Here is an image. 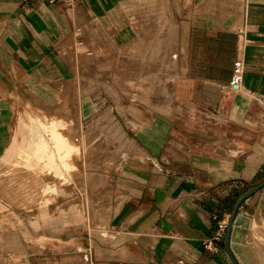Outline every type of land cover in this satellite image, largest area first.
<instances>
[{
  "label": "crops",
  "instance_id": "obj_1",
  "mask_svg": "<svg viewBox=\"0 0 264 264\" xmlns=\"http://www.w3.org/2000/svg\"><path fill=\"white\" fill-rule=\"evenodd\" d=\"M191 1V16L172 34L181 37L170 58L171 68L174 61L177 66L170 76L178 77L171 86L173 107L162 105L164 115L128 106V120L119 117L127 132L118 130V137L132 151L112 175L105 228L66 250L74 255L53 262L48 254L30 252L27 223L0 195V264L73 258L69 264L83 258L87 264H233L225 237L217 254L203 242L217 220L230 222L238 201L264 183V0H77L71 7L0 0V165L27 109L63 116L80 50L96 64L117 51L130 57L163 8L177 21L176 7L183 15ZM236 56L244 63L242 87L227 93ZM79 101L81 117H90L95 101ZM102 119L107 127L114 124L112 115ZM40 193L65 197L61 190ZM75 204L56 216L42 206L38 219L60 233L82 228ZM38 248L46 250L42 242ZM229 248L238 264H264V186L238 208Z\"/></svg>",
  "mask_w": 264,
  "mask_h": 264
},
{
  "label": "rangeland",
  "instance_id": "obj_2",
  "mask_svg": "<svg viewBox=\"0 0 264 264\" xmlns=\"http://www.w3.org/2000/svg\"><path fill=\"white\" fill-rule=\"evenodd\" d=\"M191 3L185 7L183 15L181 8L176 7L177 21L176 18L170 20L168 9L163 8L161 19L165 20L151 22V30L146 32L148 36L142 39L143 43L133 46L136 53L130 57L123 59L122 52L117 51L108 62L96 64L93 57L83 53L86 49L80 50L76 59L77 78L72 82L69 100L61 106L63 116L58 117L52 111L43 113L41 107L34 106L19 118L10 146L13 148L0 165V195L27 223L28 233L33 236L30 239L33 246L28 247L31 253L48 254L57 262L58 256L74 255L66 252L74 244L84 243L89 235L105 228L111 217V211L106 212L109 210L107 202H111L114 195L112 175L117 172L124 153L129 155L132 151L130 144L118 137L119 131L127 132L119 117L128 120V106L164 115L159 109L162 105L173 107V86L167 94L164 92L166 83L177 76H170L171 70L177 67L174 61L171 68L170 58L177 56L181 37L173 35L191 16ZM159 36L163 37L155 38ZM195 45L200 46L201 41L198 39ZM79 98L95 101L90 117H81ZM152 105L157 107L152 108ZM108 114L112 115L114 123L110 127L102 119ZM59 137L64 138L65 147L59 144ZM55 190L64 191L65 197H52L53 193L49 192ZM40 192L49 193L51 197H43ZM74 200L82 228L60 233L43 227L38 219L42 206L56 216L61 210L73 208ZM32 221H36L37 226H33ZM40 242L46 250L38 248ZM52 243L60 245V250L51 246ZM81 248L80 254L86 255L84 247ZM75 259L78 258L61 263L69 264ZM82 264H87L86 258Z\"/></svg>",
  "mask_w": 264,
  "mask_h": 264
},
{
  "label": "built area",
  "instance_id": "obj_3",
  "mask_svg": "<svg viewBox=\"0 0 264 264\" xmlns=\"http://www.w3.org/2000/svg\"><path fill=\"white\" fill-rule=\"evenodd\" d=\"M57 1L61 2L63 5L67 7H71L75 5L77 0H49L50 3H54ZM243 76H244V63L242 57L236 56L232 64V75L226 87V89H228L227 93H237L241 90ZM228 223H229V218L226 219L222 218L220 220H217L216 230L214 231L213 235L209 239L203 242V248L206 251L213 254H217L219 252V248L217 244L223 241Z\"/></svg>",
  "mask_w": 264,
  "mask_h": 264
},
{
  "label": "water",
  "instance_id": "obj_4",
  "mask_svg": "<svg viewBox=\"0 0 264 264\" xmlns=\"http://www.w3.org/2000/svg\"><path fill=\"white\" fill-rule=\"evenodd\" d=\"M263 186H264V183H262L261 185H259L258 187H256L253 191H251L250 193H248L247 195H245L244 197H242L238 201V203L236 204L235 209H234L233 217L230 220V222L228 223L227 232H226V236H225V249L228 252V254H229V256H230L233 264H238L237 261L235 260V258L233 257V255L231 254V251H230V248H229L230 230H231V227H232L233 218H234V216H235L238 208L240 207V205L244 201H246L253 193H255L256 191H258L259 189H261Z\"/></svg>",
  "mask_w": 264,
  "mask_h": 264
},
{
  "label": "bare ground",
  "instance_id": "obj_5",
  "mask_svg": "<svg viewBox=\"0 0 264 264\" xmlns=\"http://www.w3.org/2000/svg\"><path fill=\"white\" fill-rule=\"evenodd\" d=\"M240 14V13H239ZM179 76V75H178ZM175 77H177L176 75H175ZM175 77H172L169 81H168V83H167V86H166V90L164 91L166 94L169 92V89L171 88V86H172V84H174L175 83ZM178 78V77H177ZM60 139H61V141H60ZM58 141H60L61 143H63V142H65V140L62 138V137H59V140Z\"/></svg>",
  "mask_w": 264,
  "mask_h": 264
}]
</instances>
